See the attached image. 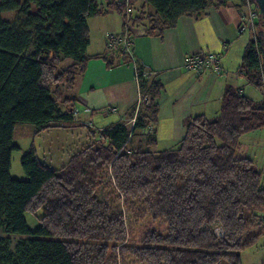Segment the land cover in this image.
Here are the masks:
<instances>
[{"label": "trees", "instance_id": "obj_1", "mask_svg": "<svg viewBox=\"0 0 264 264\" xmlns=\"http://www.w3.org/2000/svg\"><path fill=\"white\" fill-rule=\"evenodd\" d=\"M134 2L130 23L145 19L148 35L211 7L236 3L245 12V0H143L153 13L135 17ZM107 8L124 11L118 0ZM10 11L16 18L3 20ZM103 13L96 0H0V230L31 236L13 250L9 238H0V264H110L132 226L141 230L139 244L118 250L136 264H240V253L264 232L262 174L251 159L235 156L240 138L264 127V102L240 91L225 92L215 119H189L175 149L153 153L128 145L136 131L156 123L162 89L140 75L148 103L131 128L89 131L90 141L59 168L30 146L20 158L26 180L10 176L16 125H32L38 135L72 121V90L87 62V19ZM110 53L113 61H127L120 51ZM240 69L264 86V38L255 31ZM145 139L153 143V132ZM39 211L31 231L24 215Z\"/></svg>", "mask_w": 264, "mask_h": 264}, {"label": "crops", "instance_id": "obj_2", "mask_svg": "<svg viewBox=\"0 0 264 264\" xmlns=\"http://www.w3.org/2000/svg\"><path fill=\"white\" fill-rule=\"evenodd\" d=\"M108 2L96 0L104 13L87 19V62L84 72L75 79L72 90L73 110L77 111L75 118L41 133L84 128L86 133L76 146V153L90 141L89 131L100 132L116 124L131 128L140 107L133 65L162 87L156 101V123L136 131L128 144L133 149L141 148L153 153L175 149L185 134L189 119L203 116L213 120L218 116L228 90L240 91L255 104L264 102V86L253 85L240 69L252 34L239 33L244 10L236 3L208 8L199 16L180 17L173 27L165 28L161 34H146V20H135L129 26L133 64L113 61L106 47V36L118 35L123 30V17L107 8ZM145 7L143 0H135L132 6L134 16L138 17L142 12L153 13L146 12ZM197 54L213 56L218 62L199 74L185 70L187 57ZM150 131L155 141L147 144L145 134ZM255 133H260L262 142L255 143L253 149L264 150V127L247 134Z\"/></svg>", "mask_w": 264, "mask_h": 264}, {"label": "rangeland", "instance_id": "obj_3", "mask_svg": "<svg viewBox=\"0 0 264 264\" xmlns=\"http://www.w3.org/2000/svg\"><path fill=\"white\" fill-rule=\"evenodd\" d=\"M22 3L24 0H17ZM101 0H97L100 2ZM256 13L254 19V31L257 36H262L264 38V19L258 13V10L253 6ZM146 12H153V8L146 5ZM147 14V13H146ZM143 16L142 13L139 16ZM1 18L5 21H13L16 18V11L3 12L1 13ZM86 130L82 127H76L75 130L72 129H60L50 132H44L40 135H35L34 127L32 125L18 124L13 130L12 142L19 149L11 153L10 170L9 174L13 179L20 181L26 180L24 172L20 165V158L23 153L30 147L33 146L38 157L43 158L47 164L53 168H59L63 166L69 159V157L75 152L76 146L80 141H83V137ZM260 133H255L254 135L244 134L239 140V147L235 151L236 157H246L251 158L254 162L255 167L261 172L262 178L264 180V150L253 149L255 148V143H260L261 135ZM260 141V142H259ZM130 147V146H129ZM255 155V158H254ZM104 198L109 201L110 205H116L115 195L106 191ZM42 213L39 211L36 214L26 213L24 215L26 224L31 231H34L38 226V218H40ZM264 217V215H263ZM164 230V225H162L161 231ZM139 230L136 226H132V229L126 231V236L121 243L115 249L114 261L111 259L110 264H136L131 261L130 257L122 256L119 253L118 247L120 246H130L139 244ZM31 236H20V235H9L5 234L0 230V238H9L11 241V250L14 249L15 244ZM52 239V238H50ZM54 239V238H53ZM240 264H264V232L257 239L256 243L243 250L240 253Z\"/></svg>", "mask_w": 264, "mask_h": 264}, {"label": "built area", "instance_id": "obj_4", "mask_svg": "<svg viewBox=\"0 0 264 264\" xmlns=\"http://www.w3.org/2000/svg\"><path fill=\"white\" fill-rule=\"evenodd\" d=\"M118 3L123 6L124 11L122 13L123 17V30L118 35H107L106 42H107V49L111 52L120 51L125 57L126 62H132V39L129 33V26H130V0H118ZM256 17V13L254 11L253 5L251 4L250 0H245V12L240 19V23L238 26V31L241 34H254V19ZM217 59L213 56H209L206 54H197V55H190L184 62L185 70L199 74L207 68L209 65H214L217 63ZM134 66V76L138 82V78L140 75L145 76L144 72H140L139 69ZM148 103V99L139 91V100L138 105H146ZM77 114L76 110L72 111V117L75 118ZM134 123V119L132 120ZM214 234L217 238H221L223 236V232L221 228H216L214 230Z\"/></svg>", "mask_w": 264, "mask_h": 264}, {"label": "water", "instance_id": "obj_5", "mask_svg": "<svg viewBox=\"0 0 264 264\" xmlns=\"http://www.w3.org/2000/svg\"><path fill=\"white\" fill-rule=\"evenodd\" d=\"M253 1L257 7L258 13L264 18V0H253Z\"/></svg>", "mask_w": 264, "mask_h": 264}]
</instances>
